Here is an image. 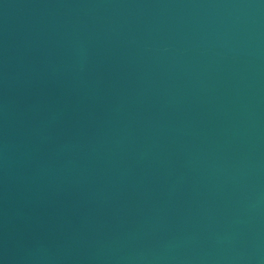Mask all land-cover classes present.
I'll return each mask as SVG.
<instances>
[{
    "label": "water",
    "instance_id": "95a60500",
    "mask_svg": "<svg viewBox=\"0 0 264 264\" xmlns=\"http://www.w3.org/2000/svg\"><path fill=\"white\" fill-rule=\"evenodd\" d=\"M0 264H264V0H0Z\"/></svg>",
    "mask_w": 264,
    "mask_h": 264
}]
</instances>
